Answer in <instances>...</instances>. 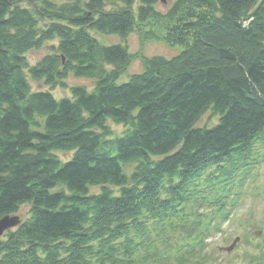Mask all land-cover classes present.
I'll return each instance as SVG.
<instances>
[{"label":"trees","instance_id":"16d2710c","mask_svg":"<svg viewBox=\"0 0 264 264\" xmlns=\"http://www.w3.org/2000/svg\"><path fill=\"white\" fill-rule=\"evenodd\" d=\"M158 3L0 0V218L30 215L0 238V264H264V205L234 216L250 188L264 203V0ZM134 31L182 49L139 58ZM69 76L92 89L29 83ZM208 111L217 123L196 125ZM230 221L244 249L223 262L208 239Z\"/></svg>","mask_w":264,"mask_h":264},{"label":"rangeland","instance_id":"374dc122","mask_svg":"<svg viewBox=\"0 0 264 264\" xmlns=\"http://www.w3.org/2000/svg\"><path fill=\"white\" fill-rule=\"evenodd\" d=\"M175 0H159V3L157 4V9L161 11L167 10V8L173 3ZM58 3L63 2V0H57ZM24 6L27 5L26 3L23 4ZM92 34L96 37V39L99 41V43L103 45H115L117 43H120V40L118 36L115 35H103L96 32H92ZM124 43V42H123ZM122 43V44H123ZM125 44L127 45L128 50L131 53H138V57L140 56H154L159 55L166 58H170L173 55H176L179 53L182 49L181 45H174L169 46L161 41L156 40H148V41H142L141 36L138 32L134 31L131 33L127 40L125 41ZM51 45H56V41H49L44 44V46L39 50H33L26 53V57L29 61V64L33 65L35 64L42 56L49 53V47ZM135 58L127 71L120 76V78L117 80L118 83H122L127 81L130 76L134 73L140 72L142 70V64L140 62L139 58ZM29 83L31 86L32 91L36 90H49L53 96L57 99L62 97H70V86L72 85H83L86 86L89 90L93 87V81L91 79L87 78H75L73 76H69L65 83L66 87H60L56 86L53 88H50L49 86L45 85L43 82H34L29 79ZM218 118L216 116H213L211 112H206L204 115L201 116V118L198 120L197 124L198 126H206L210 127L217 123ZM110 127L114 130L115 133H120L124 130V127L122 125H116L114 123H109ZM60 160L65 161L69 157H71L72 153H57ZM94 191H97V188L93 189ZM261 198V196H256V193L252 191V189H248L245 191V198L241 201L239 209L235 212L234 216H244L245 218H249L250 216H253L254 218L258 217L260 215V211L264 205L261 201L258 199ZM17 216H19L21 222L27 220L29 215V205L22 206ZM5 233L3 234V236ZM242 235V230L239 226L235 224L234 221L225 222L222 224V231L219 233H216L212 235L209 239V251L213 252L214 255L218 256V258L222 257L224 259L223 262H228L231 256L236 254H241V251L244 249L243 247H237L240 241V237ZM2 236V237H3ZM1 237V238H2Z\"/></svg>","mask_w":264,"mask_h":264},{"label":"water","instance_id":"95a60500","mask_svg":"<svg viewBox=\"0 0 264 264\" xmlns=\"http://www.w3.org/2000/svg\"><path fill=\"white\" fill-rule=\"evenodd\" d=\"M20 218L17 215H6L0 218V237L6 232L8 229H12L20 224Z\"/></svg>","mask_w":264,"mask_h":264}]
</instances>
